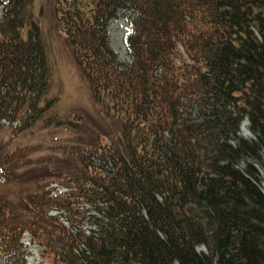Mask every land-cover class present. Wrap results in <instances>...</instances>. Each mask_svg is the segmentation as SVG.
Here are the masks:
<instances>
[{"label":"trees","instance_id":"1","mask_svg":"<svg viewBox=\"0 0 264 264\" xmlns=\"http://www.w3.org/2000/svg\"><path fill=\"white\" fill-rule=\"evenodd\" d=\"M0 5V264H26L24 231L47 264H264V0ZM46 12L92 114L57 112ZM36 126L65 135L21 144ZM51 181L69 195L49 198Z\"/></svg>","mask_w":264,"mask_h":264},{"label":"rangeland","instance_id":"2","mask_svg":"<svg viewBox=\"0 0 264 264\" xmlns=\"http://www.w3.org/2000/svg\"><path fill=\"white\" fill-rule=\"evenodd\" d=\"M2 9V5H0V15L2 13ZM50 24V15L46 12L42 17V27L44 35L46 34L48 36L49 54L52 59V95H57L59 97L55 106L57 112L59 114L70 115L72 112L80 110V112L87 111L92 114L94 108L89 97L88 89L77 75L75 67L66 52L63 40L53 32ZM128 30L129 25L124 17V12H120L117 17L110 22L107 28L110 46L117 54V59L121 63V68L131 62L130 51L123 42V38ZM35 128L40 130H35L32 134L19 138V142L21 144H30L34 142L50 143L55 139V137H57L58 134L59 137L61 135H65L64 133H58V131L53 132L48 128L47 130H43L40 126H36ZM239 135L243 138L253 137L251 132L248 130L247 120L243 121ZM261 189L264 193V183H261ZM73 190L75 189L73 188ZM34 245L35 246L29 247L30 251H28L27 264H39L41 263V260L44 259L42 257V247L37 244ZM201 249L203 248H197V250Z\"/></svg>","mask_w":264,"mask_h":264},{"label":"built area","instance_id":"3","mask_svg":"<svg viewBox=\"0 0 264 264\" xmlns=\"http://www.w3.org/2000/svg\"><path fill=\"white\" fill-rule=\"evenodd\" d=\"M50 195L52 197H55L57 195H60V194H68L70 193V188L68 187H64V186H59L58 184L56 183H52L50 184ZM74 206H76L81 212H85V214L88 216L90 214H95L94 211H88V209H91L90 206L86 203H75ZM49 215H53V216H58L62 221V223L70 228V223H69V220H68V213L64 210H60L57 206L53 205L51 206V209L49 211ZM83 215V214H82ZM81 228L85 231L86 234H90L91 230H93L95 228V225L94 224H91L88 222V218L87 220L81 225ZM72 231H76L75 228H72ZM22 242L28 247V250L30 251L29 247L30 246H33V242H32V238L31 236L26 233L23 235V239H22Z\"/></svg>","mask_w":264,"mask_h":264}]
</instances>
